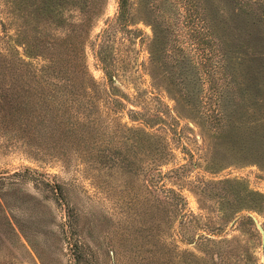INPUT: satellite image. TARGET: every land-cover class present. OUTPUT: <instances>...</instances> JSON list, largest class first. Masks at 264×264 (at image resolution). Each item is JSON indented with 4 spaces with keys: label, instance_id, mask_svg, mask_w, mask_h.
<instances>
[{
    "label": "rangeland",
    "instance_id": "374dc122",
    "mask_svg": "<svg viewBox=\"0 0 264 264\" xmlns=\"http://www.w3.org/2000/svg\"><path fill=\"white\" fill-rule=\"evenodd\" d=\"M143 2L123 26L109 20L117 0H91L34 31L0 0V264H264V156L248 148L264 131V58L249 44L221 58L216 40L205 57L182 34L168 78L148 63ZM225 22L264 50V18L240 8ZM212 67L219 119H200L180 92L209 90ZM223 179L257 207L232 212Z\"/></svg>",
    "mask_w": 264,
    "mask_h": 264
},
{
    "label": "trees",
    "instance_id": "16d2710c",
    "mask_svg": "<svg viewBox=\"0 0 264 264\" xmlns=\"http://www.w3.org/2000/svg\"><path fill=\"white\" fill-rule=\"evenodd\" d=\"M12 10L21 18L25 25H29L30 29L39 31L38 22H50L55 25H60L64 20L63 12L68 7L77 8L79 11L86 10L91 0H10ZM236 5H228L225 0H144L142 3L144 16L143 20L149 25L151 36L148 44V63L151 68H158L161 73H165L169 78V66L175 63L176 49L175 41L180 40L181 35H185L188 39L194 40L193 47L198 49L205 57H208L213 49H216V41L219 42V57L229 59L233 57L238 58L237 49L244 44H249L252 53L257 54L264 58V50L254 49V45L250 41L241 38L235 40L231 35L233 31L229 30L231 24L228 25L226 18L229 16L231 19L232 13L239 9H243L249 16L257 17L258 19L264 18V9L262 6L263 0H234ZM129 12V0H117V9L115 14L109 19L113 24L126 25L131 20V16L127 15ZM215 20V21H214ZM109 21V22H110ZM232 21V20H231ZM217 22L219 25V32L217 29ZM225 22V24L223 23ZM108 23V22H107ZM0 27L2 22L0 21ZM236 30V27L233 29ZM264 33V32H263ZM15 41L22 44L16 37ZM216 40V41H215ZM246 42V43H245ZM215 47V48H214ZM32 47H25L23 52L26 55L32 56L43 52L41 48L35 49ZM37 51L39 53H37ZM236 53V54H235ZM232 54V55H231ZM213 67L207 69V76L209 77L210 88L206 92L202 88H196L192 84L191 87L186 86L181 92L182 105H187L191 114L200 119H219L218 105L220 103L219 93L214 100L212 94L216 91V86L213 77ZM260 70L249 71L245 80L253 85H258L261 82ZM50 76V77H49ZM47 80L48 83L57 85H68L69 78L62 77L58 74L53 75L50 73ZM221 76V85H229L230 89L236 87V81L232 75L231 70L225 65V62H219V77ZM226 77V78H225ZM199 82L201 81L200 75L196 77ZM201 83V82H200ZM220 83V82H219ZM219 85V89H220ZM168 92V87L166 88ZM220 92V90H219ZM62 100H65L64 93ZM75 99V98H74ZM72 100V99H71ZM24 100L19 101V103ZM26 108L33 110V108L25 101ZM217 107L214 109V104ZM176 112V107H172ZM219 112V111H218ZM216 132L222 133V128L225 124L214 123L211 124ZM261 128H264V121L259 123ZM232 132H227L230 135ZM235 134V133H233ZM251 137V144L249 150L264 156V131L256 133L251 131L248 136ZM159 172V171H158ZM223 182L229 184L231 193V200H228L230 205L237 204L232 208V212L242 208H256L254 195L255 193L244 192L241 193L239 188L232 187L235 182L233 179H223ZM172 190V189H171ZM178 196L179 193H177ZM231 201H233L231 203Z\"/></svg>",
    "mask_w": 264,
    "mask_h": 264
}]
</instances>
